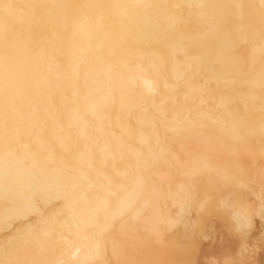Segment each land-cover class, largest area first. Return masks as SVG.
Wrapping results in <instances>:
<instances>
[{"label": "bare ground", "instance_id": "1", "mask_svg": "<svg viewBox=\"0 0 264 264\" xmlns=\"http://www.w3.org/2000/svg\"><path fill=\"white\" fill-rule=\"evenodd\" d=\"M255 215L264 0H0V264H199L207 217L248 264Z\"/></svg>", "mask_w": 264, "mask_h": 264}, {"label": "rangeland", "instance_id": "2", "mask_svg": "<svg viewBox=\"0 0 264 264\" xmlns=\"http://www.w3.org/2000/svg\"><path fill=\"white\" fill-rule=\"evenodd\" d=\"M258 155H259V156H258ZM258 155H257V153H256L255 156H257L258 158H259V157H260V158L263 157L261 154H258ZM260 155H261V156H260ZM246 158H248V156H247ZM238 189H239V188H238ZM238 189H237L236 195H234V192H233V194L231 193V194H232L231 197H230V194H229V197L232 198V199H234L235 196H237V195L239 196V195L241 194V195H243L242 197H244V198L242 199V197H241V195H240V196H239V199H240V197H241V200H244V199H245V194L247 195L248 192H247L246 189H244V188H240L239 191H238ZM241 190H243V191H241ZM244 190H245L246 192H245ZM235 191H236V190H235ZM242 193H243V194H242ZM233 196H234V197H233ZM238 196H237V197H238ZM237 197H236V198H237ZM247 197H249V198H253L254 196H253V195H252V196L249 195V196H247ZM230 198L226 197L227 201H228ZM237 199H238V198H237ZM230 200H231V199H230ZM238 201H239V200H238ZM219 210H220V209H219ZM221 213H223V212H221ZM223 214H225V212H224ZM255 217H256L255 220H256V221L258 220V221L256 222V224H257V223H261V224L264 223V221L261 220L260 216H259V218H260V222H259V218H257V215H255ZM208 218H210L209 221H208ZM206 220H207L206 222H211V221H212V224L215 222V225H214V224L212 225V228H214V230L212 231V233H213L214 231H215L216 234L218 233L217 235H216V234L214 235V233H213V236L216 237V241H215V237H214V239H213L215 242H214V241H209L208 238L203 239V237H204V236H202L203 233L200 234V233L198 232V231L203 232L204 230H205L204 232H206V229H207V225H206V224H207V223L205 222V219L203 220L204 223L201 222V223H202V226H201L202 231H201L200 229H198L199 226L201 225V223H199V224L194 225V227L190 228V231L187 232V235H188V236L191 235V233H194V232H195V234H193V235H191V236H197V234L199 233L198 236H200V239H201V237H202L201 240H208V241H209V242L206 241V242H207V243H206L207 246H206V245H205V246H206L209 250L211 249V251H212V252H210L208 249H206V250L209 252V253H208L209 256H210V254H212V255L210 256V260L208 261L209 256H208V254H207V256L204 258V261L202 260L203 263L200 262L199 264H204V263H205V264H209L208 262H210L211 260H216V261H218V260H219L218 258H221V256H220V254H219V257H218V256H217L218 254L214 252V251L218 248L216 245H218L219 248H220L221 246H224L223 244H225V240H226V239L228 238V236H229V235L227 234L228 232H227L226 228H225V227L222 228V227H221L222 225H221L219 222H217L216 219H212V217H207ZM261 221H262V222H261ZM216 222L219 223V225H218ZM205 223H206V224H205ZM203 224H204V225H203ZM261 224L256 225L258 229H261V228H262V227L260 226ZM198 225H199V226H198ZM203 226H204V227H203ZM259 226H260V228H259ZM219 227H220L219 230H221V231H218V228H219ZM196 228H197V229H196ZM204 228H206V229H204ZM216 229H217V230H216ZM258 229H256V228L254 229L255 231H257L256 233H255V231H253L254 233H253L252 236H254V237H251V234H252V230H251V234H250V236H249V238H248V241H249V240H250V237H251V241H252V242L249 241V243L251 242V244H248V246H249V247L252 246V247H250L249 249H253L255 253L257 252L256 255H255L254 252L252 253V257H250V261H249V263L251 262L250 264H258V263H259V264H260V263H261V264H264V258H263V257H264V248H262V247H264V244L262 243V242H264V236H263V235H264V232H260V230H258ZM192 230H193V232H192ZM224 230H225V231H224ZM222 231H223V232H222ZM261 231H263V230H261ZM197 232H198V233H197ZM219 232H220V233H223V236H222L221 234H219ZM196 233H197V234H196ZM257 233H258V234H257ZM226 234H227V235H226ZM254 234H255V235H254ZM219 235H220V236H219ZM218 236H219V237H218ZM221 236H222V237H221ZM217 237H218L219 239H217ZM220 238H221V239H220ZM255 238H256V239H255ZM258 238H259V239H258ZM253 239H254V240H253ZM228 240H229V238H228ZM228 240H227V241H228ZM256 240H257V241H256ZM219 241H222V242H219ZM259 241H260L261 243H259ZM208 243H210L211 246H209ZM211 243H212V244H211ZM217 243H218V244H217ZM220 243H222V244H220ZM262 244H263V245H262ZM225 245H226V244H225ZM261 245H262V246H261ZM208 246H209V247H213V246H214V248H209ZM206 247H205V248H206ZM215 247H217V248L215 249ZM256 247H257V249L255 250ZM214 249H215V250H214ZM262 249H263V250H262ZM228 250H229V247H228V248L226 247V251H227V252H229ZM257 250H258V251H257ZM260 250H261L262 252H261ZM260 253H261L262 255H261ZM259 254H260V256H259ZM214 255H215V257H214ZM253 255L256 256V259H257V261H259V262H257V263L255 262L256 259H255V257H254ZM257 255H258V256H257ZM212 256H213V258H212ZM230 256H233L234 258L231 257V258H233L232 260H233V261H236V259H235V255H234V254H231ZM261 257H262L263 259H262ZM206 258H207V259H206ZM211 258H212V259H211ZM252 258L254 259V262L252 261V260H253ZM219 261H220V260H219ZM261 261H262V262H261ZM220 262H221V264L224 263L222 258H221V261H220ZM222 262H223V263H222ZM249 263H248V264H249ZM218 264H219V262H218Z\"/></svg>", "mask_w": 264, "mask_h": 264}, {"label": "snow or ice", "instance_id": "3", "mask_svg": "<svg viewBox=\"0 0 264 264\" xmlns=\"http://www.w3.org/2000/svg\"><path fill=\"white\" fill-rule=\"evenodd\" d=\"M3 7H8V5H3ZM42 194H44V193H42Z\"/></svg>", "mask_w": 264, "mask_h": 264}]
</instances>
